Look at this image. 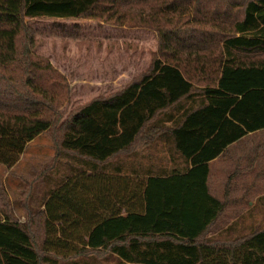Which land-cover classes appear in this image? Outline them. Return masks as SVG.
<instances>
[{
    "label": "trees",
    "instance_id": "obj_1",
    "mask_svg": "<svg viewBox=\"0 0 264 264\" xmlns=\"http://www.w3.org/2000/svg\"><path fill=\"white\" fill-rule=\"evenodd\" d=\"M38 17L148 29L156 50L124 87L62 119L65 79L32 54L25 18ZM53 126L57 154L73 153V164L45 190L40 242L33 208L20 200L28 221H19L1 192L0 264H104L106 252L121 264H264V229L205 238L224 208L207 191L208 160L264 128V0H0V164L12 167ZM161 126L191 167L113 191L123 165L111 157ZM184 131L196 143L181 146Z\"/></svg>",
    "mask_w": 264,
    "mask_h": 264
},
{
    "label": "rangeland",
    "instance_id": "obj_2",
    "mask_svg": "<svg viewBox=\"0 0 264 264\" xmlns=\"http://www.w3.org/2000/svg\"><path fill=\"white\" fill-rule=\"evenodd\" d=\"M25 21L34 30L32 54L47 60L65 79L68 95L59 108L62 119L92 98L124 87L148 66L151 53L156 50L155 33L144 28L113 26L93 19L38 17ZM117 77L124 81L114 82ZM57 128L53 126L31 140L17 164L10 168L0 164V214L5 205L1 198L3 191L11 216L28 221V212L19 208L16 199L23 186L21 178L32 179L33 191L24 193L32 196L29 206L33 208L32 232L37 242L43 237L39 213L45 190L67 174L73 164V153L57 154ZM213 192L220 196L224 209L219 223L207 231L206 239L219 237L225 241L245 235L251 229H264V191ZM102 253L92 252L97 257ZM104 257V264H121L107 252Z\"/></svg>",
    "mask_w": 264,
    "mask_h": 264
},
{
    "label": "crops",
    "instance_id": "obj_3",
    "mask_svg": "<svg viewBox=\"0 0 264 264\" xmlns=\"http://www.w3.org/2000/svg\"><path fill=\"white\" fill-rule=\"evenodd\" d=\"M123 81L124 79L120 77L114 80L117 83ZM145 130L155 134H145L143 133ZM194 143L196 136L188 135L186 131L179 135L181 146ZM20 160L21 157L15 164ZM111 160L113 164L123 165L120 172H114L113 179H115L111 182L113 191H126V195L129 194L128 191H133V181L136 176L145 179L150 176L163 177L171 165L191 167V160L180 153L177 140L167 126L142 129L127 149L114 154ZM207 165V191L220 201H222L220 196L213 191H264V128L248 132L230 142L219 155L208 160ZM31 180L21 178L23 186L19 188L21 192L16 199L18 206L20 200L27 205L31 204L32 196L24 193V191H33L34 185ZM122 213H125L124 210ZM218 219L219 217L209 229L219 223Z\"/></svg>",
    "mask_w": 264,
    "mask_h": 264
}]
</instances>
